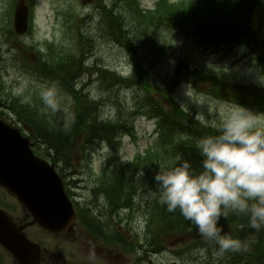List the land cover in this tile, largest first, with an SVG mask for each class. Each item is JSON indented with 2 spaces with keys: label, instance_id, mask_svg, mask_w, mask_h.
Here are the masks:
<instances>
[{
  "label": "trees",
  "instance_id": "trees-1",
  "mask_svg": "<svg viewBox=\"0 0 264 264\" xmlns=\"http://www.w3.org/2000/svg\"><path fill=\"white\" fill-rule=\"evenodd\" d=\"M255 14H259L260 17L264 14V0H192L179 5H171L168 0H162L157 4L156 10L151 13L141 9L136 0H111L110 11L105 17L102 33H108L115 41L124 42L125 49L130 52L134 61V76L128 81L108 70L98 69L96 74L100 76L102 84L105 83L103 86L107 89L127 84L130 89L136 85L140 91L146 92L148 95L139 99L136 105L137 111L154 114L159 120L162 134L178 146L181 145L178 153L173 150H153L149 156L150 165L146 166L152 182L157 172L170 170L184 160L189 161L193 157H198V151L194 146L199 139L218 134L217 128L195 122L180 108L173 97V92L179 84L186 82L195 89L208 85L210 94L242 104L257 113H264V90L246 84L224 83L218 76L205 72L197 64H192L187 59H179L164 95V100L171 104L169 110L153 97L155 90L150 79L151 73L145 67L138 51L132 48L129 33H142L145 37L162 33L187 34L199 48L241 46L249 56H252L253 63L264 68V40H261L260 32L254 29ZM126 22L130 24L128 32ZM83 67L81 56V61H71L61 68L65 70L64 75L55 70L51 77L62 80L66 86H71L80 69L81 73L83 72ZM74 70L76 74H73ZM80 98L75 96L78 109L72 120L59 122L56 119L40 117L41 123L30 114L32 119L28 124L29 128L33 130V134L45 140L47 147L52 148L56 154H68L70 158L72 143L76 137H85L87 143L107 141L114 147L116 145L113 141L116 136L131 132L129 119L126 122L121 116L116 120L117 123H100L96 109L89 103H79ZM20 108L23 110L25 106ZM29 110L33 112L31 106ZM185 138L188 141L184 142ZM193 141H195L194 145L191 144ZM193 166L199 171V162H195ZM118 175L115 178L106 179L101 187L102 191L107 193L115 191ZM164 210V218L169 221L175 218L183 231L191 227L178 210V212L169 213L166 206ZM226 222L232 227V238L240 242L243 239L250 240L257 231L250 227L249 218L246 215L230 213L226 219L222 218L220 221L221 225ZM258 233L261 236L259 244L253 247L258 251V255L264 256V227ZM227 254L230 255V264H239L235 257L240 256L241 253L236 254V251L229 250ZM263 262L264 260H261L259 263L263 264Z\"/></svg>",
  "mask_w": 264,
  "mask_h": 264
},
{
  "label": "rangeland",
  "instance_id": "rangeland-1",
  "mask_svg": "<svg viewBox=\"0 0 264 264\" xmlns=\"http://www.w3.org/2000/svg\"><path fill=\"white\" fill-rule=\"evenodd\" d=\"M36 1L37 7L32 33L22 37H18L15 34L10 36V33H8L10 29L9 17L5 15L0 17V56L2 57L0 71L9 92L14 95L29 93L42 95L53 88L51 83L39 78L36 67L33 65H35L39 57L36 50L37 47H42V50L47 52L51 44L56 46L62 45L65 48H69L72 45L71 32L69 30L71 20L65 18L66 12L76 15L83 14L87 17V28H89L92 32L90 34L96 39L94 49L88 56L90 65L94 66L97 63L106 67L108 71L116 70L118 72H122L127 67L126 65L129 63L127 52L120 45L104 36L100 39L99 33L96 30L97 22H92V19H89V17L95 16L91 1ZM139 1L144 7L153 8L158 0ZM12 2L16 3V0H0V14L1 7H4L5 12L8 13ZM258 26H260L261 34L264 37V17L261 21L257 19L255 27L258 28ZM132 34L140 38L137 40L140 55L150 68L156 84L160 86H164L167 83L179 59H187L190 63L202 67L205 72L218 75L231 83L244 82L259 86L257 81L261 73H264V68L254 65L240 48H199L195 46L197 50L193 45L194 43H192V39L184 35L162 33L153 37H145L142 33ZM108 36L111 37V35ZM28 47H33V50H30ZM32 69L33 71L31 72L30 70ZM128 70L130 72V69ZM128 70L126 68L124 71ZM73 74H76L75 70ZM83 83H87L88 86L87 91L82 96L81 103H93V107L98 112L99 119L110 120L112 119V114L115 115V113H119L120 111L125 112L124 118H129L132 113L131 107H134L135 93L127 90L125 85L119 88L113 86V88L107 90L105 87H102L103 84L98 80L95 81V79L81 80V84ZM184 86L182 85L177 89L174 97L195 116L198 114L202 115L208 123L218 126L225 115V113L221 112V107L233 105L229 102L220 101L204 92L205 89L209 88L208 86L202 87L200 91H196L189 86L185 89ZM54 92L55 97L58 99L60 116L69 117L72 108V98L69 91L64 89L61 92L59 89H56ZM85 95H88V97H84ZM157 97L161 104L165 105L161 97ZM135 125L137 138L123 137L122 148L119 153L121 162L127 163L132 161L139 152H144L152 144L155 130L153 121L138 116L135 120ZM41 153L44 156L46 155L44 150H41ZM82 153L76 158L75 164L77 168L63 170L62 175L68 182V185L72 182H81V193L79 195H90L91 189L99 181V174L103 164L113 158V152L110 153L108 148L101 146L99 149L92 151L91 158L88 161L89 165L84 164L82 158L84 155L82 156ZM85 156H87V153ZM142 195H146L148 198L152 197L147 191L143 192ZM141 222L145 225L144 218H141ZM192 239L193 237H189L181 241V245L184 242L192 241ZM181 245L175 247L181 248L182 254L180 258H172L168 261L169 263L177 261L178 264H210V262L213 264H223L221 261L215 263L214 259L206 263L207 258L202 255H196V257L192 258L190 250L188 248L184 250ZM168 262L162 264H168Z\"/></svg>",
  "mask_w": 264,
  "mask_h": 264
},
{
  "label": "clouds",
  "instance_id": "clouds-1",
  "mask_svg": "<svg viewBox=\"0 0 264 264\" xmlns=\"http://www.w3.org/2000/svg\"><path fill=\"white\" fill-rule=\"evenodd\" d=\"M257 83L264 87V73ZM43 99L55 108L54 90L43 93ZM221 112L225 115L218 124V134L197 142L200 170L184 160L170 170L157 172L154 182L158 189L149 195L157 197L169 213L179 210L200 237L218 246L222 255L241 247L240 241L224 233L222 218L242 214L248 216L252 229L264 227V113L254 114L241 105L222 106ZM196 119L204 123L202 115ZM94 258L93 252L90 259Z\"/></svg>",
  "mask_w": 264,
  "mask_h": 264
},
{
  "label": "water",
  "instance_id": "water-1",
  "mask_svg": "<svg viewBox=\"0 0 264 264\" xmlns=\"http://www.w3.org/2000/svg\"><path fill=\"white\" fill-rule=\"evenodd\" d=\"M27 18V8L21 3L17 8L15 19L17 33L22 34L27 31ZM4 128L8 134H14L12 135L14 137L7 138V135H3L0 139V183L12 181L19 184L17 192L26 199V205L33 213L39 212L34 214L36 220L45 228L60 229L73 217V211H71V206L63 190L61 179L46 162L40 160L35 162L31 158L30 150L22 177L18 158L24 155L27 147L17 141L18 135L15 131ZM15 135H17V139ZM14 138L16 141L13 140ZM13 143L15 144L13 145ZM7 159L12 162L9 164ZM0 240L21 264L32 263V255L31 259L26 254V239L18 231L16 235L14 227L11 225L2 226Z\"/></svg>",
  "mask_w": 264,
  "mask_h": 264
},
{
  "label": "flooded vegetation",
  "instance_id": "flooded-vegetation-1",
  "mask_svg": "<svg viewBox=\"0 0 264 264\" xmlns=\"http://www.w3.org/2000/svg\"><path fill=\"white\" fill-rule=\"evenodd\" d=\"M81 206V205H79ZM24 211V218H22V224L30 221L32 218L30 217V214L26 211ZM30 218V219H29ZM77 230H72L70 233H68V237H70V241H64L63 245L65 244H71L75 243L77 239H75V232ZM32 237L34 235H39V229L37 226H34L31 230ZM71 237L74 238V240H71ZM113 245V248H109V243ZM99 240V239H91V238H80L78 250L76 252L71 250L69 245H66L62 247V251L60 254H57V251L55 250V247H53L54 244L47 242L46 246H49L52 248L51 250L43 248L41 245V260L39 264H73L70 263L69 257H78L79 263L76 262V264H93L98 262V264H128V258H127V247L122 245L119 242L111 241V240ZM62 245V246H63ZM124 248V249H123ZM95 253V258L90 259V254ZM94 263V264H95Z\"/></svg>",
  "mask_w": 264,
  "mask_h": 264
}]
</instances>
